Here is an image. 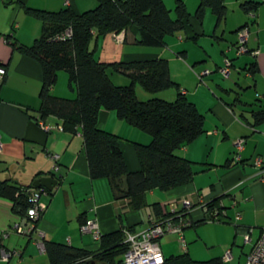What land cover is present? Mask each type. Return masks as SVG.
I'll return each mask as SVG.
<instances>
[{
    "label": "crops",
    "instance_id": "0c3cea01",
    "mask_svg": "<svg viewBox=\"0 0 264 264\" xmlns=\"http://www.w3.org/2000/svg\"><path fill=\"white\" fill-rule=\"evenodd\" d=\"M181 1L186 7L195 5L194 0ZM258 2L261 3L254 15L243 12L239 6L242 13L232 23H227V11L223 20L217 22L212 12L206 10L199 23L194 18L195 12L191 14L187 10L189 21L181 30L167 35L160 47L139 44V32L134 27L125 31L122 43H116L111 34L90 42L89 48L101 62L165 59L180 92L204 116V132L175 151L193 162L192 180L166 191H148L145 205L135 209L129 199L113 198L107 180L90 178L80 132L59 130L61 120L40 116L42 69L18 48L31 46L42 29V23L26 14L25 7L47 11L69 7L80 11L83 7L92 9L94 3L91 0H0V62L6 73L0 84V179L20 187H30L39 177L57 180L51 193L40 198L46 208L34 221L30 235L16 232L17 227L28 226L30 219L16 215L11 201L0 197V249L11 253L7 261L0 258V264H46L44 250L37 246L40 241L95 251L99 242L81 233L82 219H95L101 235L119 229L139 232L155 219L154 203L159 204L163 214L172 213L180 210L178 203L182 198L195 203L188 215L194 225L186 227L193 228L195 234L196 227L207 222H200L201 219L218 209L221 213L218 222L231 224L235 220L236 234H245L249 228L258 232L264 228V120L257 122L254 118V113L264 111V0ZM241 27L248 34L244 42L246 51L238 53ZM225 59L230 60V66L221 79L220 69L225 67ZM58 74L51 93L74 98L76 92L69 86L68 74L62 75V71ZM109 76L115 85L129 82H118L112 74ZM176 94L175 89L157 95L171 101ZM40 122L46 123L49 131ZM97 127L119 136L128 169L137 171L140 165L134 143L147 144L151 137L119 120L113 111L103 109L99 111ZM237 139H242L243 145L240 160L235 162ZM256 156L262 158L261 167L254 165ZM54 164L57 169L53 168ZM214 199L217 201L210 213L206 203ZM236 214L240 215L239 219L235 218ZM184 232L185 249L180 247L176 234L159 239L164 258L184 252L191 256L192 247L188 243L194 236L187 232V240Z\"/></svg>",
    "mask_w": 264,
    "mask_h": 264
},
{
    "label": "trees",
    "instance_id": "16d2710c",
    "mask_svg": "<svg viewBox=\"0 0 264 264\" xmlns=\"http://www.w3.org/2000/svg\"><path fill=\"white\" fill-rule=\"evenodd\" d=\"M96 1L94 8L80 13L69 7L58 11L25 7V13L39 20L42 29L31 46L20 45L18 48L37 61L42 69L40 116H55L61 120L62 130L80 132L90 178L107 180L115 200L129 199L132 206L139 209L145 205L148 191H166L192 180L195 174L193 162L178 156L175 151L204 132V116L180 92L179 85L170 76L169 64L165 59L101 62L95 58L89 44L93 38L134 27L139 32V44L160 47L164 45V38L181 30L191 16L181 0H176L174 17L163 0ZM260 3L242 0L239 6L243 12L252 14ZM208 9L217 22L223 20L227 11L225 0H199L194 18L202 23ZM68 27L72 30L70 39L54 38ZM109 69L127 76L129 84L115 85L109 76ZM249 69L253 71L252 66ZM59 71L68 74L69 86L76 92L74 98L51 93ZM136 84L150 93L175 88L177 94L171 101L155 97L140 100L135 92ZM102 109L113 111L119 120L151 137L147 144L134 143L140 165L137 171L128 169L119 136L97 127L98 114ZM254 118L257 122L264 120V111L254 113ZM36 188L33 185L20 187L0 179V197L10 200L12 211L21 217L27 215V209L31 206L28 191ZM49 193L51 191L47 190ZM216 201L206 203L210 213L214 211L212 207ZM152 207L155 219L180 212L189 220V212L179 210L163 214L158 203ZM220 215L218 209V220H221ZM85 220L82 219L80 223ZM214 220L212 212L210 217H203L200 222ZM192 225L194 223L190 220ZM124 239L123 229L101 235L99 248L95 251L43 241L46 264H121L127 250ZM161 264L231 263L224 261L223 257L195 260L184 252L164 258Z\"/></svg>",
    "mask_w": 264,
    "mask_h": 264
},
{
    "label": "built area",
    "instance_id": "2783aa9c",
    "mask_svg": "<svg viewBox=\"0 0 264 264\" xmlns=\"http://www.w3.org/2000/svg\"><path fill=\"white\" fill-rule=\"evenodd\" d=\"M254 15V13H252ZM248 31L246 28H242L239 31V40L240 44L238 46V53H243L246 51L245 40L247 37ZM72 37V30L68 27L65 31L60 34H57L54 38L58 40L70 39ZM125 38V30H122L118 33L112 34V39L116 43H122ZM230 66V61L225 59V67L220 69V72L223 76H226L228 73V68ZM5 69L0 62V84L5 78ZM41 127L49 131L50 127L43 122H40ZM57 129L62 130V124L57 126ZM242 139H237L234 142L236 153L233 156V161L237 162L240 160L239 151L242 149ZM1 147V143H0ZM55 160L56 156H52ZM254 165L256 167L262 166V158L256 156L254 159ZM54 169H57L56 164L53 165ZM47 195V189L43 187H38L36 189H31V195H29V202L31 206L27 209V217L30 219L31 223L26 227H17L16 232L22 235H30L35 228L34 221H36L40 214L45 210L46 205L40 201L41 196ZM180 210L184 212H190L194 207L193 201L190 198H182L179 203ZM205 206V205H204ZM175 212V211H174ZM215 221H218L217 211L213 212ZM240 215L236 214V219H239ZM190 226V221L183 217V214L180 212L175 213L173 216L164 217L162 219H153L150 221L149 227L139 231L131 232L125 230V239L124 241L127 244V250L123 255L121 264H161L164 260L162 254L159 239L168 234H176L179 237L180 247L185 249V240L183 238V231L186 227ZM80 231L83 234H88L90 237L99 242L101 233L99 230L98 222L89 218L86 219L84 223L80 225ZM254 232L252 228H249L244 234V241L247 243H252L249 252L245 257V264H264V228L260 229L257 237L252 240L251 234ZM37 246L44 250L43 242H38ZM11 253H8L4 249H0V258L4 261H7ZM232 255L230 251L225 252L223 255L224 261H230Z\"/></svg>",
    "mask_w": 264,
    "mask_h": 264
},
{
    "label": "rangeland",
    "instance_id": "374dc122",
    "mask_svg": "<svg viewBox=\"0 0 264 264\" xmlns=\"http://www.w3.org/2000/svg\"><path fill=\"white\" fill-rule=\"evenodd\" d=\"M91 1L94 3V7H95L97 5V1L96 0H91ZM163 1H164L165 6L170 10L171 16L174 17L175 16L174 7L176 5V0H163ZM239 1L240 0H225V3L227 5V17L229 18L227 23L234 22L235 21L234 18L236 17L237 19V14L240 13L241 15L242 12L239 8V3H240ZM258 1H261V0H258ZM194 2H195L194 7H191L190 4L189 5L186 4L187 5L186 9L189 10L191 14L195 12V9L197 8L196 6H198L199 0H194ZM83 8H86V9H83ZM83 8H81L80 11H75V12L80 13V12H83L84 10H88V8L90 7H83ZM207 13H210L209 9L207 10ZM207 15H210V14H207ZM34 21H37V23H40L39 20L37 19ZM206 21H207L206 23L209 22V20L207 19ZM212 23H214V18H213ZM176 36L177 35H175V37ZM62 73H64L62 75H65L64 71H62ZM108 73L109 75L112 74L118 80V82L120 80H125V81L127 80V82L129 81V79L125 75L118 74L115 71H112L110 69L108 70ZM220 77L221 79H224L222 76V73ZM58 83L60 85L61 83L60 80ZM135 90H137L136 93L139 98H144L140 100H146L147 98L151 96H152L151 98L155 97V98L161 99V97H159V95L157 94H161L162 91H174L175 88H169V89H165L159 92L150 93V92L145 91L139 84H136ZM229 223L231 224L220 223L215 220L207 221L206 223L200 224L199 226L196 227L197 232H198L197 234H195V231L193 228H187L186 230H184L186 231L184 232L186 234V239H187V232L192 233V235L194 236V238L188 243V245L192 247L191 256L196 260H207L212 257L223 256L225 252L230 251L231 255L233 256V259L230 261L231 264H244L246 254L250 250L252 243L251 242L247 243L244 241V234L235 233L234 227H233V224H236L235 220L234 221L232 220ZM257 234H258V230L255 229L254 232L251 234L252 240H254L257 237Z\"/></svg>",
    "mask_w": 264,
    "mask_h": 264
},
{
    "label": "water",
    "instance_id": "95a60500",
    "mask_svg": "<svg viewBox=\"0 0 264 264\" xmlns=\"http://www.w3.org/2000/svg\"><path fill=\"white\" fill-rule=\"evenodd\" d=\"M56 184H57V180L50 176L39 177L33 181V186L43 187L49 191H51ZM28 195H31V190L28 191ZM91 264H93V262H91Z\"/></svg>",
    "mask_w": 264,
    "mask_h": 264
}]
</instances>
